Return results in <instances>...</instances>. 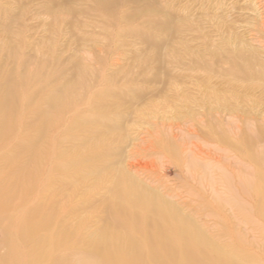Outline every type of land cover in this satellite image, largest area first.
<instances>
[{
    "label": "rangeland",
    "instance_id": "rangeland-1",
    "mask_svg": "<svg viewBox=\"0 0 264 264\" xmlns=\"http://www.w3.org/2000/svg\"><path fill=\"white\" fill-rule=\"evenodd\" d=\"M0 111L6 207L47 192L56 219L115 239L105 178L132 175L206 244L173 225L170 245L264 264V0H0ZM129 233L91 264L145 252Z\"/></svg>",
    "mask_w": 264,
    "mask_h": 264
},
{
    "label": "bare ground",
    "instance_id": "bare-ground-1",
    "mask_svg": "<svg viewBox=\"0 0 264 264\" xmlns=\"http://www.w3.org/2000/svg\"><path fill=\"white\" fill-rule=\"evenodd\" d=\"M6 119V115L4 114L2 117L0 113V125L5 123ZM30 157L27 160L29 164L33 162L32 156ZM105 179V193L101 196L104 209L106 208L107 211L105 221L107 219L120 228L115 237L119 238L118 236L130 232L129 236L132 233V241L134 243L144 242V247L147 249L144 252L142 248L140 251V248L132 247V251L125 253V259H121V261L116 253L111 252L110 255L107 254L103 257L105 260L113 264H201L198 260L197 248L190 245L176 248V246L170 245L172 232L166 230V226L173 225L179 226L178 230L182 238L190 239L189 237H192L199 242L203 241L197 238L196 234L189 233L190 231L184 229L182 217L178 216L171 206L162 200L164 198L159 197L153 191L141 188L132 175L117 174L113 178ZM45 193V197L44 194L39 195L36 198V203L33 202L34 204L22 213L18 212L17 205L11 206L10 209L9 206H5L4 200H0V249L6 251L5 254H7L0 259V264H27L30 259H32L31 264H63L62 259L68 261L69 256L73 258L84 256L86 260L80 263L77 261V264H91L92 256L103 254L104 250L113 247L117 238L110 237L106 228H99L97 236L92 237L91 234L83 233L85 228L78 226V219H73L69 223L59 217L56 219L58 202L53 197L47 199L49 195L47 192ZM0 197H2L1 194ZM32 197L31 194L30 199ZM92 202L90 201L89 205H92ZM105 203L108 206H105ZM81 205L84 204L74 205L70 215L73 216ZM137 210L146 212L147 217L141 218L135 212ZM19 215H22L23 218L16 221V218H20ZM120 217L128 221L121 222ZM79 236L80 238L85 237L79 242ZM162 239L166 240V248H160L164 243ZM89 240L93 242H88ZM60 243L66 247L60 249ZM200 245L202 248L206 244L200 243ZM174 251L180 252L178 256L181 257V260H177L174 255L171 256ZM84 252L86 253L82 254ZM12 255H14V259L11 260L13 263L9 262ZM145 258L147 260L144 261ZM35 261L39 262L35 263Z\"/></svg>",
    "mask_w": 264,
    "mask_h": 264
}]
</instances>
